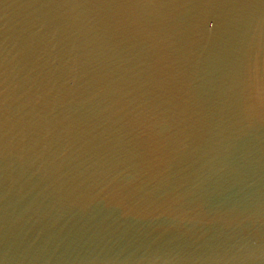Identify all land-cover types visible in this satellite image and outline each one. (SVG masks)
<instances>
[{"label": "water", "instance_id": "water-1", "mask_svg": "<svg viewBox=\"0 0 264 264\" xmlns=\"http://www.w3.org/2000/svg\"><path fill=\"white\" fill-rule=\"evenodd\" d=\"M0 264H264V0H0Z\"/></svg>", "mask_w": 264, "mask_h": 264}]
</instances>
